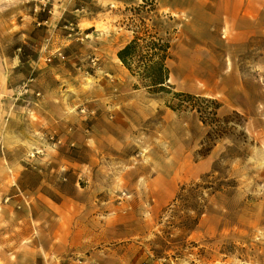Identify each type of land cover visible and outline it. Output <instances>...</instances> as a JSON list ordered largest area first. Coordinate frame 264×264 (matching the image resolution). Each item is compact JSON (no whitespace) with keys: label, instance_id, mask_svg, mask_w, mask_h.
<instances>
[{"label":"rangeland","instance_id":"rangeland-1","mask_svg":"<svg viewBox=\"0 0 264 264\" xmlns=\"http://www.w3.org/2000/svg\"><path fill=\"white\" fill-rule=\"evenodd\" d=\"M198 1L155 0L152 10V0H0L12 195L75 205L108 245L138 231L141 264H264V125L251 129L213 95ZM136 30L170 39L169 92L151 91L119 59ZM60 121L81 140H65ZM59 161L71 170H53Z\"/></svg>","mask_w":264,"mask_h":264},{"label":"crops","instance_id":"crops-1","mask_svg":"<svg viewBox=\"0 0 264 264\" xmlns=\"http://www.w3.org/2000/svg\"><path fill=\"white\" fill-rule=\"evenodd\" d=\"M198 3L202 10L195 18L200 28L195 36L201 54L211 52L213 58V95L224 97L225 112L245 114L251 129L264 125V86L254 81L256 73L264 78V0ZM207 67L203 63V70ZM6 112L4 106L0 142L7 149L0 151V264H141L143 246L134 240L138 231H132V239L126 243L121 238L117 244L108 245V236L99 229L91 231L87 223L90 215L76 212L75 205L73 212H63L65 201L51 204L50 196L30 195L22 190L21 197L18 193L12 195L17 190L12 186V172L17 166L6 144L12 134ZM68 126L60 121L54 128L64 131L67 141L81 140L80 134L66 131ZM20 167L30 169L27 164ZM52 168L58 172L71 170L60 161ZM39 204L49 206L48 211H39ZM52 205L60 211H51Z\"/></svg>","mask_w":264,"mask_h":264},{"label":"trees","instance_id":"trees-1","mask_svg":"<svg viewBox=\"0 0 264 264\" xmlns=\"http://www.w3.org/2000/svg\"><path fill=\"white\" fill-rule=\"evenodd\" d=\"M144 1L143 8L147 6L149 0ZM151 3L152 10H156L155 0ZM145 25L144 21L143 26ZM170 49V39L161 37L157 32L151 33L150 30H145L144 33L143 30H136L134 38L119 50L118 57L131 74L139 78L151 91L169 92L170 69L167 60L170 57ZM176 95L197 98L187 93H176ZM218 108V105L215 106V109Z\"/></svg>","mask_w":264,"mask_h":264},{"label":"built area","instance_id":"built-area-1","mask_svg":"<svg viewBox=\"0 0 264 264\" xmlns=\"http://www.w3.org/2000/svg\"><path fill=\"white\" fill-rule=\"evenodd\" d=\"M84 111V110H83ZM53 138V137H52ZM42 151V150H41ZM37 153H40V151L38 150ZM146 264V263H145Z\"/></svg>","mask_w":264,"mask_h":264}]
</instances>
